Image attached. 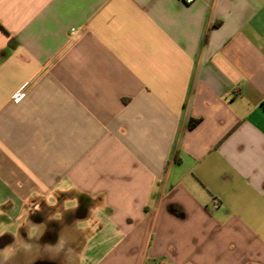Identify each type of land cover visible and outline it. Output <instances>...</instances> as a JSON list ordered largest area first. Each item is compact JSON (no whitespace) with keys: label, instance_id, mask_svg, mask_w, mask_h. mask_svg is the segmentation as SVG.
Here are the masks:
<instances>
[{"label":"crops","instance_id":"1","mask_svg":"<svg viewBox=\"0 0 264 264\" xmlns=\"http://www.w3.org/2000/svg\"><path fill=\"white\" fill-rule=\"evenodd\" d=\"M0 208L75 264H264V0H0Z\"/></svg>","mask_w":264,"mask_h":264},{"label":"clouds","instance_id":"2","mask_svg":"<svg viewBox=\"0 0 264 264\" xmlns=\"http://www.w3.org/2000/svg\"><path fill=\"white\" fill-rule=\"evenodd\" d=\"M38 229L35 236H31L29 234L30 239L39 240V238L44 234V231L46 230L45 225H39V226H33ZM31 232V229L29 233ZM4 233H0V235H3ZM15 242L13 245H10L9 247H14L17 243V240H23L20 238L17 234L14 235ZM25 247H29L27 242L24 244ZM38 248L40 249L41 256H47L49 259H58L62 258L63 264H75L76 260V249L73 246V241L70 237H66L64 235V230L61 232L58 241L56 244H45L43 246H40L38 244ZM6 250V249H5ZM5 260H7V257H4Z\"/></svg>","mask_w":264,"mask_h":264},{"label":"flooded vegetation","instance_id":"3","mask_svg":"<svg viewBox=\"0 0 264 264\" xmlns=\"http://www.w3.org/2000/svg\"><path fill=\"white\" fill-rule=\"evenodd\" d=\"M15 242V239L11 233H5L3 235H0V253L5 254L4 256L7 257V260H5L2 264H10L14 262V259H16L20 253L22 252H29L30 249L32 251V248L37 251L39 255H37L36 259L33 261H29L26 264H62L60 262V259H49L47 256H41L40 249L38 248V243L36 241L34 247H9L10 245H13ZM6 249V250H5ZM33 250V251H34Z\"/></svg>","mask_w":264,"mask_h":264},{"label":"rangeland","instance_id":"4","mask_svg":"<svg viewBox=\"0 0 264 264\" xmlns=\"http://www.w3.org/2000/svg\"><path fill=\"white\" fill-rule=\"evenodd\" d=\"M8 209L6 208H0V233H14L15 232V228L16 226L13 224V218L10 217V214L7 212ZM34 249L32 248V251L30 249V251L27 252H22L19 254V256L14 259L13 264H26L29 261H33L36 259L37 255H39L37 253V251H33ZM5 254L0 253V264H2L5 259L4 256ZM60 260L62 258H59ZM10 264V262L8 263ZM12 264V263H11Z\"/></svg>","mask_w":264,"mask_h":264},{"label":"built area","instance_id":"5","mask_svg":"<svg viewBox=\"0 0 264 264\" xmlns=\"http://www.w3.org/2000/svg\"><path fill=\"white\" fill-rule=\"evenodd\" d=\"M184 1L192 2V1H194V0H184ZM22 96H23V93H18V95L16 96V99L18 100V99H20ZM214 205H215L216 207H218V205H219V199H215V200H214Z\"/></svg>","mask_w":264,"mask_h":264}]
</instances>
